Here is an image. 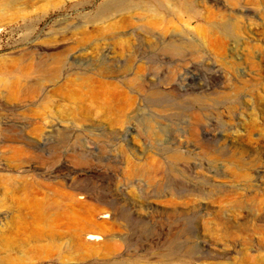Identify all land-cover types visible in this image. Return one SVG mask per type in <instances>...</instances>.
I'll return each instance as SVG.
<instances>
[{
	"label": "rangeland",
	"instance_id": "obj_1",
	"mask_svg": "<svg viewBox=\"0 0 264 264\" xmlns=\"http://www.w3.org/2000/svg\"><path fill=\"white\" fill-rule=\"evenodd\" d=\"M0 264H264V0H0Z\"/></svg>",
	"mask_w": 264,
	"mask_h": 264
},
{
	"label": "bare ground",
	"instance_id": "obj_2",
	"mask_svg": "<svg viewBox=\"0 0 264 264\" xmlns=\"http://www.w3.org/2000/svg\"><path fill=\"white\" fill-rule=\"evenodd\" d=\"M168 50L172 53H175V54H177V53H179V50H178V48L176 47V46H170L169 48H168ZM102 64V63H101ZM100 64V65H101ZM48 69V70H47ZM46 75H53L54 73H55V71H56V69L54 68V67H48V68H46ZM51 77V76H50ZM55 133V132H54ZM57 134V133H56ZM50 205H53V203H51L50 202ZM114 213V212H113ZM111 215V214H110ZM100 217H106V219H108V214L105 212L104 214H101V216ZM85 239H86V241H92V240H95L96 239V235L95 234H87L86 236H85Z\"/></svg>",
	"mask_w": 264,
	"mask_h": 264
}]
</instances>
